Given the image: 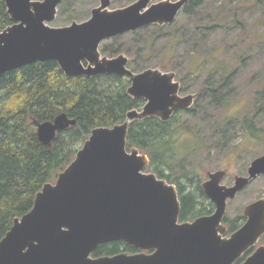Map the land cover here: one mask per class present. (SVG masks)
<instances>
[{
	"label": "water",
	"instance_id": "1",
	"mask_svg": "<svg viewBox=\"0 0 264 264\" xmlns=\"http://www.w3.org/2000/svg\"><path fill=\"white\" fill-rule=\"evenodd\" d=\"M190 1L150 6L152 0H138L109 11L110 0H100L89 21L54 28L49 24L62 0H4L14 24L0 33V76L55 61L67 77H129L128 94L146 105L142 112H129L125 123L92 132L57 181L37 194L33 209L15 219L0 241V264H235L264 236V198L246 207V223L229 238L223 224L228 201L264 175V155L232 187L222 185L225 171L209 174L203 189L215 213L182 223L177 188L145 173L148 156L127 148L131 122L151 117L167 122L190 109L195 97L180 95L174 73L149 69L135 74L126 56L102 57L100 47L129 32L173 24ZM75 123L61 115L40 125L38 137L49 146L58 132ZM117 241L141 253L93 257L101 245ZM242 264H264V246Z\"/></svg>",
	"mask_w": 264,
	"mask_h": 264
},
{
	"label": "rangeland",
	"instance_id": "2",
	"mask_svg": "<svg viewBox=\"0 0 264 264\" xmlns=\"http://www.w3.org/2000/svg\"><path fill=\"white\" fill-rule=\"evenodd\" d=\"M137 1L110 0L108 10L124 9ZM163 1L178 0H152L150 6ZM203 1L200 8L188 3L175 22L162 29L145 28L108 39L103 46L112 53L104 54L101 48L100 52L110 59L126 56L134 64L135 68H128L135 74L153 69L176 75L181 84L180 95L194 96L196 103L194 113H181L173 122L178 166L171 176L184 182L188 180L186 174L196 172L203 185L209 174L225 171L222 184L232 187L237 177H248L252 163L264 155V0ZM65 4L64 15L58 13L57 24L49 26L63 28L85 23L101 6L100 0H66ZM222 77L228 78L223 85ZM211 84L221 85L219 93L210 90ZM144 106L136 111L142 112ZM32 120L38 135L42 124ZM250 125L255 128L253 134ZM222 136L226 139L219 141ZM85 143L77 149L80 151ZM146 170L147 174H155ZM167 173L170 175L171 171ZM177 182L170 184L176 186ZM263 198L264 175L228 202L226 220H239L240 229L247 221L246 207ZM208 199L200 198L199 203L210 206L212 201ZM233 233L228 231L225 237ZM261 246L262 240L248 256Z\"/></svg>",
	"mask_w": 264,
	"mask_h": 264
},
{
	"label": "trees",
	"instance_id": "3",
	"mask_svg": "<svg viewBox=\"0 0 264 264\" xmlns=\"http://www.w3.org/2000/svg\"><path fill=\"white\" fill-rule=\"evenodd\" d=\"M65 2L62 0L59 6L61 17ZM203 2L191 0L189 4L200 8ZM13 24L4 0H0V33ZM164 26L167 25H153L147 29H162ZM101 52L112 53L103 44ZM129 65L135 68L133 63ZM212 72L216 74L217 71ZM227 79L222 77L221 84H225ZM131 84L130 78L116 75L67 77L55 61L34 63L0 76V241L12 229L16 218L33 209L36 196L44 186L54 183L74 161L79 151L77 148L95 129L123 124L129 112L140 110L145 105V100L134 99L128 94ZM220 87V84L218 87L211 84L210 90L213 89L214 94L219 93ZM193 107L176 112L167 122L157 117L135 120L130 123L127 137L128 150L137 148L148 155L150 164L146 171L154 172L172 184L178 181L174 184L181 201V222L193 221L215 210L212 202L210 206L199 203L200 198H208L198 173L186 174L188 180L184 182L171 176L178 166L177 147L171 131L173 122L181 113H194ZM61 115L76 123L58 132L51 145L43 144L32 118L43 124L54 122ZM251 125L249 129L252 132L255 128ZM225 139L222 136L219 141ZM168 171H171L170 175ZM238 222L225 219L230 233L241 226ZM123 252L140 251L117 241L101 245L93 256H114ZM248 254L237 264L243 262Z\"/></svg>",
	"mask_w": 264,
	"mask_h": 264
},
{
	"label": "flooded vegetation",
	"instance_id": "4",
	"mask_svg": "<svg viewBox=\"0 0 264 264\" xmlns=\"http://www.w3.org/2000/svg\"><path fill=\"white\" fill-rule=\"evenodd\" d=\"M215 211H216V207H215V210H214V212H215ZM214 212H213V213H214ZM213 213H212V214H213ZM224 222H225V220H224ZM225 224H226V223H225ZM227 227H228V226H227Z\"/></svg>",
	"mask_w": 264,
	"mask_h": 264
}]
</instances>
